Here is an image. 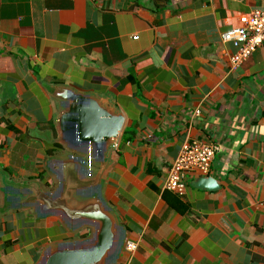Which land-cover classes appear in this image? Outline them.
<instances>
[{
	"label": "crops",
	"instance_id": "crops-1",
	"mask_svg": "<svg viewBox=\"0 0 264 264\" xmlns=\"http://www.w3.org/2000/svg\"><path fill=\"white\" fill-rule=\"evenodd\" d=\"M255 10L264 0H0V264L81 241L92 222L48 201L92 196L121 238L109 264L130 239V264H264V44L232 69L223 37ZM58 86L125 119L96 181L57 125ZM194 140L220 145L210 172L162 190Z\"/></svg>",
	"mask_w": 264,
	"mask_h": 264
},
{
	"label": "water",
	"instance_id": "water-1",
	"mask_svg": "<svg viewBox=\"0 0 264 264\" xmlns=\"http://www.w3.org/2000/svg\"><path fill=\"white\" fill-rule=\"evenodd\" d=\"M51 92L64 102V109L57 116L63 138L73 147H84L85 154L89 156V159H84L86 178L96 181V173L88 167L89 162L94 164L99 159L103 160L106 151L115 145L124 126L123 115L113 107L104 106L99 99L70 87H53ZM73 159L74 156L70 158V163ZM199 183L210 189L216 187L210 177L201 178ZM67 196L64 195V200ZM71 202L72 207L68 208L62 202L48 201L54 205L59 203L74 218L92 222V237L52 247L39 264H109L114 250L121 243L113 214L97 196L73 198Z\"/></svg>",
	"mask_w": 264,
	"mask_h": 264
},
{
	"label": "built area",
	"instance_id": "built-area-1",
	"mask_svg": "<svg viewBox=\"0 0 264 264\" xmlns=\"http://www.w3.org/2000/svg\"><path fill=\"white\" fill-rule=\"evenodd\" d=\"M239 22L240 25L237 28L223 35L226 41H232L237 48L236 52L229 57L232 69L238 67L258 47L264 44V12L255 10L249 14H243ZM219 151L220 145L217 143L198 140L185 142L168 168L162 190L183 195L186 190L184 176L194 171L204 176L208 175L211 163ZM91 166V162H89V168ZM262 206L264 208V203H262ZM137 245L138 242L135 240H126L125 249L129 254L126 264H130Z\"/></svg>",
	"mask_w": 264,
	"mask_h": 264
},
{
	"label": "rangeland",
	"instance_id": "rangeland-1",
	"mask_svg": "<svg viewBox=\"0 0 264 264\" xmlns=\"http://www.w3.org/2000/svg\"><path fill=\"white\" fill-rule=\"evenodd\" d=\"M94 154L96 155V151H94ZM88 167H89V165H88ZM92 167H93V166H91L90 169H92ZM59 171H60L59 169H57V170H53V172H54L55 175H57ZM73 226L77 227V226H79V225L74 224ZM81 229H83L84 231L86 230V228H81ZM81 229H80V231H81ZM88 229H89V228H88ZM80 231H79V232H80ZM93 231H94V227L91 226L90 231H89V233H90L89 236L84 237V238H83V237H82V238L80 237L81 241H82V240H85V239H88V238H90V237H92V235H93Z\"/></svg>",
	"mask_w": 264,
	"mask_h": 264
},
{
	"label": "trees",
	"instance_id": "trees-1",
	"mask_svg": "<svg viewBox=\"0 0 264 264\" xmlns=\"http://www.w3.org/2000/svg\"><path fill=\"white\" fill-rule=\"evenodd\" d=\"M89 232H87V233H85V234H82L80 237H87V236H89Z\"/></svg>",
	"mask_w": 264,
	"mask_h": 264
}]
</instances>
